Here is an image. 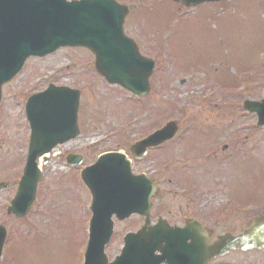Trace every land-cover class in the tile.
<instances>
[{"label":"rangeland","instance_id":"1","mask_svg":"<svg viewBox=\"0 0 264 264\" xmlns=\"http://www.w3.org/2000/svg\"><path fill=\"white\" fill-rule=\"evenodd\" d=\"M121 1L132 4L126 31L145 44L140 46L143 54L154 58L155 51L159 55L161 74L157 71L151 77L150 93L140 98V103L133 102L118 87L109 86L96 73L92 54L82 49L64 48L44 59L30 58L26 71L4 87L0 182L10 181L11 187L0 192V226L6 227L10 238L0 264H83L90 204L78 173L65 166L66 156L72 152L85 154L83 165H89L100 153L119 147L121 135L135 140L154 131L160 121H177L179 135L184 136L182 141L187 140L185 147L189 148L186 159L179 153L183 164L170 168L175 172L173 181L182 185L169 186L171 174L167 170L162 173L165 187L176 190L185 185L197 202L216 207V202L224 198L220 196L223 192L215 187L213 193L198 188L210 186L217 173L226 195L241 202H264V127L256 126V115L242 106L245 100L264 97V0H226L189 10L171 0ZM63 53H73L79 64L72 63L65 69L69 60ZM167 55L173 63H168ZM184 78L187 81H182ZM49 81L81 90V136L51 155L36 205L20 221L6 209L16 192L26 152L23 145L28 129L21 109L27 97L45 89ZM236 129L240 145L249 135L246 146L238 149L243 152L223 161L203 155L208 151L206 144L212 147L213 143L219 145L216 155L223 154L221 144L230 140L224 135ZM101 140L104 144L86 150L85 145ZM171 147L168 144L167 157H172ZM152 165L149 159L139 169ZM166 197L170 203L172 197ZM141 225L138 218L117 224L107 255L111 259L118 255L121 234ZM258 254H238L236 263L259 262Z\"/></svg>","mask_w":264,"mask_h":264},{"label":"water","instance_id":"2","mask_svg":"<svg viewBox=\"0 0 264 264\" xmlns=\"http://www.w3.org/2000/svg\"><path fill=\"white\" fill-rule=\"evenodd\" d=\"M182 1L185 5H198L203 2L217 1V0H175ZM86 7L81 8L80 6H75L72 4H67L66 0H0V89L3 83L9 81L15 73L20 68L22 61L30 54H40L43 55L47 52L53 51L57 45L58 40L63 39L73 31L77 29H85L87 33L86 40L98 30H103L108 28L105 37L111 39L112 37L118 38L115 34L121 33V28L124 23V17L127 15L128 10L126 7H122L123 12L116 7L113 3H109L105 0H94L91 2L83 3ZM123 13V16H122ZM99 25H102L99 27ZM66 39V38H65ZM70 41L79 42L80 37L77 35L68 38ZM82 43H80L81 45ZM66 45H75L74 43L68 42ZM114 47L109 44L102 50V55L104 52H108ZM130 48V49H129ZM124 53L131 50L130 53H137L136 47L132 45ZM131 60L140 62V67L142 66V71L147 70L148 66L143 64L142 59H138L136 55L130 57ZM96 66L99 67L98 62ZM150 69V68H149ZM133 70V71H132ZM132 71V72H131ZM135 67L133 63L126 68L124 73H128L130 77V72L132 75L137 76L135 78H130L131 81H136L133 84L129 82L111 79V83L119 81L123 86L134 93L141 94L144 92V86L140 85V77L144 78L146 81V89L149 90L148 78L150 74H142ZM104 75H107L103 72ZM148 75V76H146ZM1 97V94H0ZM264 101L262 104L246 102L245 107L249 111H255L259 117V124H264ZM33 111V110H32ZM63 119V113L61 112L56 120L52 121V130L56 131L59 129V125ZM36 133L40 135L34 136L32 142V151L30 154V161L28 167L25 171V176L20 184V189L17 197L12 201V206L9 208V213L16 214L17 216H23L27 213L31 201L33 199L37 180L40 179V174L35 167V158L42 149L40 145H45L44 143L53 137L52 131L50 133L49 128H47L44 120L42 123L36 125ZM156 132L154 135L150 136L149 139L137 143L135 146L148 145L153 137L158 136ZM176 133L175 127L170 129L168 133L164 134L165 139L172 137ZM144 153L146 148H143ZM113 159L116 166L125 168L119 158L109 157ZM109 168L107 170H101V167L96 166L98 172H93L91 177L92 181H95L97 185L100 186L98 196L94 195V206L93 211L95 213L94 218L91 222L90 229V239L85 252L84 264H108L107 258L104 254L105 245L109 242L110 237L113 232V222L111 216L114 211L120 212L122 208L123 198L118 196L115 187L111 183L112 177L116 174V166L113 163H107ZM128 167V166H126ZM108 180L106 181L105 179ZM87 181V180H86ZM9 184H0V190L8 187ZM154 195V192L153 194ZM96 200V202H95ZM106 201L108 204H106ZM148 201V200H147ZM106 204V205H105ZM151 206V204H150ZM134 210H130L129 215ZM145 229L149 228V220L147 219L144 226ZM170 232L160 234L163 238L162 251H164V245L166 241L168 244L172 243L171 248L176 246L174 238L169 235ZM5 234V231L0 228V253H1V238ZM142 235V234H141ZM151 233L149 234V236ZM146 239V234L143 233ZM188 239L191 240V246L197 248L196 251L200 254L202 252H207L205 254V262L212 257V255H217L227 248H237L242 250L258 248L264 251V220L256 219L249 225V229L242 235L235 238L223 237L214 244H210V238L207 240H200L199 236L195 233L188 234ZM134 240V238H132ZM147 240V239H146ZM148 242V241H147ZM157 243V240H155ZM145 248H154L155 244L149 243L146 245H140ZM171 250V249H170ZM220 250V251H219ZM128 250H124L122 255L116 259L114 263L111 264H132V261L128 257ZM170 253V252H168ZM204 260L201 262L205 263ZM147 260L144 264H148Z\"/></svg>","mask_w":264,"mask_h":264},{"label":"flooded vegetation","instance_id":"3","mask_svg":"<svg viewBox=\"0 0 264 264\" xmlns=\"http://www.w3.org/2000/svg\"><path fill=\"white\" fill-rule=\"evenodd\" d=\"M224 138L230 139L226 143L221 144L223 154L226 153L227 155H216L218 152L217 150L219 149L218 143H213L212 147L206 144L208 150L207 153H211L214 158H223L224 160H228L230 157L239 152L238 149L243 146L240 145V137L238 136L237 129L235 131H227V134L224 135ZM248 138L249 135H246L245 143L247 142ZM185 142L186 140L181 141L180 144L171 145L172 148L178 149L180 152H184L186 149ZM158 148H161V150H159L158 152L166 156L168 144H163ZM151 162L153 163L152 166L146 167L144 169L145 171L140 170L139 172H146L148 176L152 178V180L159 186V193L155 199V204L153 207L154 212L152 220L154 219V222L158 221V219L161 218L165 219L171 227L173 226L183 228L193 220H197L202 225V227L208 230L212 241H216L219 237L227 234L238 235L244 232L247 229L248 224L258 214V212H256V206L253 205L252 202H241L231 195H227V198H229L228 203H226L223 199L216 202L217 206L215 207V204L213 205L212 203L202 202V204H200L196 200H192L190 198V193L185 189L183 190V192H179L180 188L172 190L168 187H165V177L161 172L158 171L159 167L164 164V161L160 160V158H155ZM134 163L135 165H139V163L137 162ZM174 174L175 172L172 171L171 177L167 179L168 185L180 187V182L175 183L173 181ZM213 177H215V180L210 185L211 188L207 193H213L214 187L220 190L225 186L219 174L214 173ZM166 196L172 197V200H169L170 203H167V200H165V198H167ZM247 206L250 207L246 209ZM262 210L264 211V209ZM139 219L141 223H143V219ZM238 254L239 251L232 250L230 252H227L223 256H218L215 259H212L209 264H223L224 262L228 264H239L236 263L235 258ZM260 264H263V258Z\"/></svg>","mask_w":264,"mask_h":264}]
</instances>
